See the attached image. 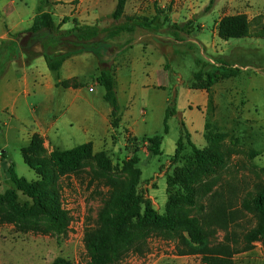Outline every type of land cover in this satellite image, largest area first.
I'll use <instances>...</instances> for the list:
<instances>
[{
	"label": "rangeland",
	"instance_id": "374dc122",
	"mask_svg": "<svg viewBox=\"0 0 264 264\" xmlns=\"http://www.w3.org/2000/svg\"><path fill=\"white\" fill-rule=\"evenodd\" d=\"M14 1L15 6L21 9L25 4L46 0ZM117 1L106 0L101 17L91 23L101 28H112L127 22L136 24L144 21L151 26H138L134 33L111 40L101 38L98 42L103 45L104 56L110 61L114 56H120L117 47L123 44L134 45V49L128 52L133 58L144 56L149 61L148 77L143 74L141 63H137L134 96L118 90L117 98L121 114L135 113L139 135L163 137L160 154L151 153V145L147 141L150 137H133L119 126L110 137L112 146L106 143L103 149L95 150V153L104 152L110 160L112 168L109 171H102L96 159L92 158L83 161L77 171L62 172L52 156L53 152L71 150L93 141L90 139H94L96 144L99 137L106 135V131L100 128L84 133L86 123L83 115L94 111V107L80 101L61 120L64 132L73 135V140L57 144L36 133L43 139V151L28 154L32 165L26 164L22 149L30 145L35 133L32 134L29 113L18 120L4 110L8 78L13 75L12 68H19L21 62L10 64L0 81V151L6 153L4 161L0 152V197L15 190L4 167V163L7 166L14 163L19 176L30 182H41L58 193L62 207L72 216V222L67 234L61 238L23 233L12 225L0 226V264H53L58 258L71 264H87L86 233L97 228L98 211L112 190V184L121 182L135 183L138 196L149 201L152 210L160 216L187 215L209 222L217 220L215 217L224 209L225 217L221 214L220 218H224L237 234L257 224L258 214L246 211L242 204L245 199L264 192V0H213L212 5V0H141L139 3L138 0H128L124 16L116 22L112 14ZM5 5L6 9L0 10V28L12 21L7 16L11 1L5 0ZM236 14L248 16L250 34L241 39L221 40L215 32L216 24L221 18ZM187 22L191 34L172 36L171 25ZM72 23L70 21L63 28L71 29ZM146 44L149 48L145 54L143 48ZM37 47L42 51L40 46ZM62 49L75 52L77 46L70 39ZM25 58L28 59L27 55ZM160 61L164 62L161 78L155 73ZM198 72L235 75L220 79L210 89L203 136H194V141L191 136L188 139L182 132L180 115L169 119V132L165 134V114L159 106L161 100L168 99L167 107L175 101L176 108L181 99L187 101L189 94H195L190 89ZM90 73L82 76L81 82L96 88V95L105 94V89L89 78ZM160 81L163 91L140 87L144 83L158 85ZM101 104L107 103L101 100ZM66 109L68 104L58 98L53 107L54 114L61 115ZM180 136L184 148L176 157ZM189 140L204 152L209 162L206 167L197 161ZM41 159L45 160L46 166L40 169L36 162ZM132 161L136 162L133 175L125 170ZM44 171L49 179L44 180ZM16 194L17 203L30 209L32 200L19 191ZM142 214L147 231V251L141 255L129 254L119 264L201 262L200 256H179L175 242L165 233L164 227L146 218L145 207ZM218 231L215 243L221 242L225 236L222 230ZM234 261L235 264H264V245L255 243L250 251L234 256Z\"/></svg>",
	"mask_w": 264,
	"mask_h": 264
},
{
	"label": "trees",
	"instance_id": "16d2710c",
	"mask_svg": "<svg viewBox=\"0 0 264 264\" xmlns=\"http://www.w3.org/2000/svg\"><path fill=\"white\" fill-rule=\"evenodd\" d=\"M127 1H117L112 14L114 21L119 22L124 16ZM213 2L212 0L211 5ZM45 5L46 1H42L38 15L32 27L24 33L25 36L23 33L10 34V39L0 43V81L7 73L9 65L18 61L21 54L27 55L30 61L38 56L44 57L50 72L58 74L68 58L83 53H92L97 57L100 67V75L96 78V82L105 89L104 100L112 108L111 126L114 129L118 128L121 123V112L115 91L112 62L105 60L103 45L98 42V39L111 40L124 34L134 33L138 26L143 28H151V26L140 21L136 24L127 22L112 28H101L99 25H82L74 21L71 29L64 30L62 27L66 22L58 24L52 14L44 12ZM189 25V22L171 25L172 36L177 38L180 33L191 34ZM250 26L246 14L225 16L218 22V37L223 41L245 38L250 34ZM70 39L77 46L75 52H65L62 49L65 42ZM37 46L42 48L40 53L35 51ZM234 75L235 73L221 75L198 72L194 76L195 83L191 89L210 93V89L220 79ZM57 87L77 89L80 84L74 79L58 82ZM176 115L179 114L175 101H173L168 105L164 117L165 134L169 132V119ZM181 129L189 139L190 134L183 121H181ZM147 141L151 145V153L159 155L163 137L156 135L148 138ZM188 143L199 164L206 167L209 162L204 152L198 150L190 140ZM183 148V138L180 136L175 152L176 157ZM42 151L43 139L35 134L30 139V145L22 149L24 162L32 165L28 154L34 155ZM52 156L64 173L77 171L83 161L92 158L96 159L102 171H109L112 168L105 153H95L92 143L82 144L71 150L56 151ZM1 158L5 161L6 153H3ZM36 163L40 169L46 166L45 160L42 159ZM135 163L132 161L125 168L132 175L135 173L133 170ZM6 166L7 164L4 163L5 171L9 174L15 190H10L0 197V226L12 225L23 233L56 238L65 236L72 222V216L62 207L58 193L41 182H30L19 176L14 163H10L7 168ZM43 176L44 180L50 178L45 171ZM17 191L32 200L30 209L17 203ZM242 205L246 211L256 212L258 221L255 227L242 234H237L224 218H220L221 214L225 217L224 209H221L220 215L215 217V219L218 218L217 220L209 222L187 215L160 216L152 210L149 201L138 196L135 183L112 184V190L107 194L98 211L97 228L86 233L87 264H119L129 254L141 255L147 251V231L142 214L143 207L147 213L146 218L159 222L164 227L165 233L173 239L179 256H200L199 264H235L234 256L250 251L255 243L264 245V192L245 199ZM218 229L222 230L225 236L221 242L215 243ZM53 264L71 263L58 258Z\"/></svg>",
	"mask_w": 264,
	"mask_h": 264
},
{
	"label": "crops",
	"instance_id": "0c3cea01",
	"mask_svg": "<svg viewBox=\"0 0 264 264\" xmlns=\"http://www.w3.org/2000/svg\"><path fill=\"white\" fill-rule=\"evenodd\" d=\"M11 1V8L7 13V16L11 18V23L8 22L3 28H0V43L2 41L10 39V34L23 33L29 30L34 22V19L38 15V9L42 3L34 2L32 5L25 4L24 8H17L15 1ZM106 0H46L44 12H48L53 15L55 21L62 20L68 25L71 21L74 25V21L82 25H94L91 23L97 18L101 17L103 8L105 7ZM141 0H138V3ZM5 0H0V10L5 8ZM15 15V16H14ZM62 22V23H63ZM84 22V23H83ZM59 24V23H58ZM100 26V25H99ZM62 27V28H63ZM218 23L216 24L215 32H217ZM64 29V28H63ZM67 30V29H64ZM121 35L120 37H122ZM119 38V37H118ZM143 48L145 54L148 51L149 44ZM115 48V47H114ZM134 49V45L123 44L117 47L118 54L120 56H114L112 58L113 63V75L115 81V91L118 97V90L120 93L126 94L130 92V97L134 96V90L136 89L137 77V63H141L143 67V74L149 76V61L143 56L141 59H135L130 54L129 50ZM35 51L40 53L39 47L35 48ZM110 61L108 58L105 60ZM20 63V67H13L11 73L13 75L8 78V84L6 88V104L4 110L9 113L14 119L22 120L28 113L32 119V134H39L44 139L53 140L57 144L65 143L66 140H73L74 136L65 133L62 126V118L64 115L73 109V106L77 102L85 101L94 107V111L85 113V128L84 133H90L97 129H104L106 135L99 137V140L89 141L94 146V151L97 148H104L106 143H110L112 146V140L110 137L119 129L112 128L111 126V114L112 108L104 100V93L100 96L96 95V88L87 86L86 83L81 82L82 76L89 74V78L96 81V78L100 75V67L97 57L92 53H83L68 58L60 72L54 74L50 72L47 67L44 57L38 56L34 60H28L23 54L17 61ZM140 65V66H141ZM164 62H159L155 73L159 78L163 75L162 67ZM89 71H86V70ZM77 80L80 87L75 88H62L57 87L58 82ZM97 83V82H96ZM144 90L154 89L155 91H163V84L161 81L158 85H149L148 83L140 85ZM92 89L93 91H90ZM190 89V88H189ZM191 92L195 94H189L187 101L181 99L178 101L177 111L184 122L188 133L194 141V136L204 135L205 132V110L208 105L209 94L207 91L193 90ZM65 101L68 104V109L61 115L56 116L53 112L54 104L56 100ZM30 99L36 101L31 102ZM101 100L106 105L101 104ZM168 99L161 100L159 106L160 111L166 113ZM96 104V105H94ZM147 112H143L146 115ZM146 121V120H145ZM144 121V122H145ZM72 127V124L69 125ZM138 127V121L135 119V113L128 111L125 114H121L120 128L128 130L133 137L144 138L151 137L149 135H139L136 131ZM95 134L91 136L93 138ZM86 144V143H84ZM82 145V144H81Z\"/></svg>",
	"mask_w": 264,
	"mask_h": 264
},
{
	"label": "water",
	"instance_id": "95a60500",
	"mask_svg": "<svg viewBox=\"0 0 264 264\" xmlns=\"http://www.w3.org/2000/svg\"><path fill=\"white\" fill-rule=\"evenodd\" d=\"M0 152H1V154L5 153V151H0Z\"/></svg>",
	"mask_w": 264,
	"mask_h": 264
},
{
	"label": "built area",
	"instance_id": "2783aa9c",
	"mask_svg": "<svg viewBox=\"0 0 264 264\" xmlns=\"http://www.w3.org/2000/svg\"><path fill=\"white\" fill-rule=\"evenodd\" d=\"M90 91H93L92 89H90Z\"/></svg>",
	"mask_w": 264,
	"mask_h": 264
}]
</instances>
